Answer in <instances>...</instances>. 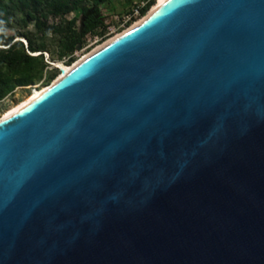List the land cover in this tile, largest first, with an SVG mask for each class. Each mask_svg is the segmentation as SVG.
<instances>
[{
  "label": "water",
  "instance_id": "obj_1",
  "mask_svg": "<svg viewBox=\"0 0 264 264\" xmlns=\"http://www.w3.org/2000/svg\"><path fill=\"white\" fill-rule=\"evenodd\" d=\"M0 264H264V0H164L3 115Z\"/></svg>",
  "mask_w": 264,
  "mask_h": 264
},
{
  "label": "trees",
  "instance_id": "obj_2",
  "mask_svg": "<svg viewBox=\"0 0 264 264\" xmlns=\"http://www.w3.org/2000/svg\"><path fill=\"white\" fill-rule=\"evenodd\" d=\"M107 0H0V101L17 88L33 84L45 77L51 82L60 72L48 69L45 52L56 44L57 54L74 63L77 47L85 43L88 33H95L102 25L97 14ZM156 0L137 4L139 14L130 12L126 22L130 26L145 16ZM74 13L70 17L69 14ZM82 16V17H81ZM57 21L50 23V18ZM80 21V23H78ZM35 28H31V24ZM14 33L8 38L7 30ZM24 38V39H23Z\"/></svg>",
  "mask_w": 264,
  "mask_h": 264
},
{
  "label": "rangeland",
  "instance_id": "obj_3",
  "mask_svg": "<svg viewBox=\"0 0 264 264\" xmlns=\"http://www.w3.org/2000/svg\"><path fill=\"white\" fill-rule=\"evenodd\" d=\"M157 2L158 0H156L155 4ZM143 3L144 0H107L100 7V12L97 14L98 18H100V20L102 21V25L97 29L95 33H88L85 36V43L77 47L76 51L74 52V55L76 56L77 60L87 55L90 51L95 49L103 42L120 34V32L127 29L129 26L127 27L125 24L130 12L133 9L137 8V4L142 5ZM69 16H74V13H70ZM54 21H57V18L51 17L50 23ZM78 23H80V21ZM30 27L35 28L33 23ZM13 33L14 30L12 29L7 30L8 38H10ZM57 49L58 46L56 44L52 45V51L45 52V61L48 64L50 63L48 69L58 67L60 70L59 74H61V64L67 65L66 60L68 59V57H60L56 52ZM51 82L47 83L44 77L31 85L17 88L11 95L7 96L5 99L0 101V118L5 115L8 111L14 109L16 106L21 105L24 101L34 95L36 90H42Z\"/></svg>",
  "mask_w": 264,
  "mask_h": 264
},
{
  "label": "bare ground",
  "instance_id": "obj_4",
  "mask_svg": "<svg viewBox=\"0 0 264 264\" xmlns=\"http://www.w3.org/2000/svg\"><path fill=\"white\" fill-rule=\"evenodd\" d=\"M164 0H158V2L156 3V4H154V6H153V10L159 5V4H161L162 2H163ZM137 22H139V20H137L134 24H136ZM117 36V35H116ZM115 37V36H114ZM113 38V37H112ZM111 39V38H110ZM109 40V39H108ZM107 40V41H108ZM99 46H101V44L99 45ZM99 46H97L95 49H97ZM95 49H93V50H95ZM92 50V51H93ZM91 52V51H90ZM86 56V55H85ZM84 57V56H83ZM71 66L72 65H66V64H61V68H62V72L64 73V72H67L68 70H70L71 69ZM44 89V88H43ZM42 89V90H43ZM42 90H36L35 91V93H34V95H32L30 98H32L33 96H36L37 94H39ZM30 98H28L26 101H24L21 105H19V106H16L14 109H12V110H10V111H8L5 115H7V114H11V113H13V112H15V111H17L21 106H23L25 103H27L28 102V100L30 99Z\"/></svg>",
  "mask_w": 264,
  "mask_h": 264
},
{
  "label": "built area",
  "instance_id": "obj_5",
  "mask_svg": "<svg viewBox=\"0 0 264 264\" xmlns=\"http://www.w3.org/2000/svg\"><path fill=\"white\" fill-rule=\"evenodd\" d=\"M134 14H135V15H138V14H139V9H138V8H135V9H134ZM130 18H131V13H130L129 16H128L127 21H128ZM127 21H126V22H127Z\"/></svg>",
  "mask_w": 264,
  "mask_h": 264
}]
</instances>
